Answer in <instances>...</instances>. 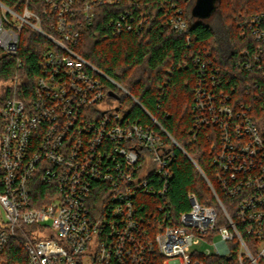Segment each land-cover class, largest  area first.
<instances>
[{
    "label": "built area",
    "instance_id": "1",
    "mask_svg": "<svg viewBox=\"0 0 264 264\" xmlns=\"http://www.w3.org/2000/svg\"><path fill=\"white\" fill-rule=\"evenodd\" d=\"M43 1L40 11L32 0L21 8L0 1L4 55L18 53L27 25L53 43L30 99L19 96L16 79L0 103V255L18 240L26 254L19 264H264V11L239 23L249 38L234 66L247 74L193 57L194 125L211 129L214 175L229 204L207 179L217 204L190 192V209L175 213L166 196L173 145L183 148L155 118L168 140L131 118L108 85L130 92L74 48L97 7L124 0ZM182 12L170 22L190 44ZM111 23L115 33L139 32L144 14L125 10ZM202 240L213 248L193 249Z\"/></svg>",
    "mask_w": 264,
    "mask_h": 264
},
{
    "label": "trees",
    "instance_id": "2",
    "mask_svg": "<svg viewBox=\"0 0 264 264\" xmlns=\"http://www.w3.org/2000/svg\"><path fill=\"white\" fill-rule=\"evenodd\" d=\"M11 8H21L24 0H0ZM196 0H137L123 1L116 5L96 8V18L82 32L75 50L125 87L140 104L129 96H120V104L126 106L129 116L142 124L157 120L180 146L173 145L176 156L172 162V176L168 183L166 198L175 213L190 209L188 194L195 193L201 204L216 205V197L209 185L212 183L223 203L229 200L220 192L212 166L211 129L196 128L193 111L194 90L198 82V68L193 63L195 55L206 57L223 68V73L247 74L234 66L241 51L247 46L248 34L243 35L239 23L245 18L264 11V0H216L215 11L223 25V36L213 24L192 16ZM31 8L40 11L43 0L30 2ZM183 10L189 21L191 43L186 34L177 32L170 17ZM125 10L144 14V26L139 31L114 32V17ZM43 27H47L45 19ZM53 47L46 36L31 26H24L16 55H4L0 50V103L13 94L17 79L18 94L30 99L40 74V61ZM209 53L211 55H209ZM187 61L186 66L180 64ZM110 82L108 88L117 90ZM153 117V118H152ZM163 133V132H162ZM164 134V133H163ZM168 140L169 137L164 134ZM208 179V180H207ZM42 186L41 182L37 186ZM160 199L143 195L142 201L156 202ZM26 254L20 241L11 240L0 255L9 264L24 263Z\"/></svg>",
    "mask_w": 264,
    "mask_h": 264
},
{
    "label": "rangeland",
    "instance_id": "3",
    "mask_svg": "<svg viewBox=\"0 0 264 264\" xmlns=\"http://www.w3.org/2000/svg\"><path fill=\"white\" fill-rule=\"evenodd\" d=\"M205 21H207L209 24L211 23V24H213L214 25V27L217 29V32L219 33V35H221V36H223V33H224V30L222 29L223 28V25H222V22H221V20L219 19V14H218V12L217 11H214L213 12V14L211 15V16H209L208 18H206L205 19ZM113 86H115V85H113ZM116 87V89L117 90H115L118 94H119V96H129V97H131V95H129V94H126L125 92H124V90L123 89H121L120 87H118V86H115ZM133 98L131 97V100H132ZM133 102H135L134 100H132V103ZM112 103L113 104H115L116 102L115 101H113L112 100ZM136 103V102H135ZM126 107V106H125ZM220 211V210H219ZM221 212V211H220ZM223 221H222V219H220L219 220V222H218V225L220 226V225H222L223 223H222ZM217 238L219 237V235L217 234V236H216ZM58 243V242H57ZM208 247H211V248H213V245L209 242V241H206V240H202L199 244H197V245H195L194 247H193V249H199L200 251H203V250H205L206 248H208ZM91 264H93V263H91Z\"/></svg>",
    "mask_w": 264,
    "mask_h": 264
},
{
    "label": "water",
    "instance_id": "4",
    "mask_svg": "<svg viewBox=\"0 0 264 264\" xmlns=\"http://www.w3.org/2000/svg\"><path fill=\"white\" fill-rule=\"evenodd\" d=\"M216 9V0H196L192 7V16L200 19H206L213 14ZM110 95L118 97L114 91Z\"/></svg>",
    "mask_w": 264,
    "mask_h": 264
}]
</instances>
